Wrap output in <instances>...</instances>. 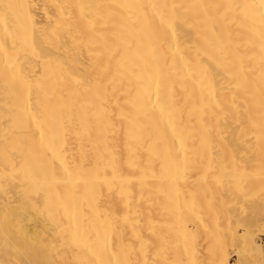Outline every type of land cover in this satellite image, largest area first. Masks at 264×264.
Masks as SVG:
<instances>
[{
	"label": "bare ground",
	"instance_id": "1",
	"mask_svg": "<svg viewBox=\"0 0 264 264\" xmlns=\"http://www.w3.org/2000/svg\"><path fill=\"white\" fill-rule=\"evenodd\" d=\"M0 264H264V0H0Z\"/></svg>",
	"mask_w": 264,
	"mask_h": 264
}]
</instances>
